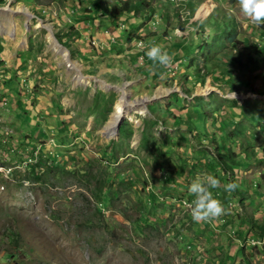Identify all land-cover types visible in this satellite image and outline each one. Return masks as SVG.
<instances>
[{"label": "rangeland", "instance_id": "rangeland-1", "mask_svg": "<svg viewBox=\"0 0 264 264\" xmlns=\"http://www.w3.org/2000/svg\"><path fill=\"white\" fill-rule=\"evenodd\" d=\"M125 1L0 4V264H264V62L249 80L233 59L264 43V21L240 0L117 14ZM151 44L169 54L162 77L135 57ZM120 88L136 110L105 137ZM206 174L226 211L194 221L188 184Z\"/></svg>", "mask_w": 264, "mask_h": 264}, {"label": "clouds", "instance_id": "clouds-1", "mask_svg": "<svg viewBox=\"0 0 264 264\" xmlns=\"http://www.w3.org/2000/svg\"><path fill=\"white\" fill-rule=\"evenodd\" d=\"M241 11L255 22L264 21V0H240ZM145 55L161 65H167L170 61L166 49L158 44H151L145 49ZM219 181L216 176L206 174L197 175L188 184V192L193 194L190 206L191 218L194 221L217 217L226 211L222 203L213 195L211 188L217 187ZM236 183L228 181L223 184L225 191L235 189Z\"/></svg>", "mask_w": 264, "mask_h": 264}, {"label": "trees", "instance_id": "trees-1", "mask_svg": "<svg viewBox=\"0 0 264 264\" xmlns=\"http://www.w3.org/2000/svg\"><path fill=\"white\" fill-rule=\"evenodd\" d=\"M5 0H0V4H2L3 2H4ZM144 5V3L143 2H141L140 0H135V1H125V2H123L122 4H121V6H117V7H115V11H116V13L117 14H120V13H122V12H133V11H136V10H138L140 7H142ZM261 27H262V31H264V22L261 24ZM138 40V39H137ZM140 40V39H139ZM138 40V41H139ZM142 41V40H141ZM246 48V50L248 51V53L250 52V54H248V56H247V59H246V62L244 61L242 64H241V62H240V60H239V58H233L236 62V64H238L239 66H240V68H241V65H245L244 67L246 68V71H247V73H248V77L250 78L249 80H251V78L253 77V73H252V70H254L253 68L254 67H256L257 66V64H258V66H259V64L260 63H262V62H264V48H261V47H258V46H256V44H253V45H246L245 46ZM145 57H147L146 55H145V52H141ZM137 56H139V55H137ZM257 60V61H256ZM2 62V61H1ZM176 62V61H175ZM156 63H158L157 61H156ZM227 63H229V65H231V63H230V61L228 60L227 61ZM157 67L159 68V70H158V72L157 73H153L152 75H150L151 77H153V78H156V77H158L161 73H162V66L161 65H158L157 64ZM238 67V66H237ZM242 69V68H241ZM247 85V84H246ZM18 91V90H17ZM13 95H14V97L15 96H18L17 95V92H13ZM18 100L19 99H16V100H14V103H19L18 102ZM256 106H258V104H255ZM168 111V112H167ZM240 111H241V113L243 112V110L240 108ZM202 112V111H201ZM166 113L168 114V113H171L170 115L171 116H173V118L175 119V120H178V121H182V123L184 124V125H186V127L187 128H189L190 130H196V128L191 124L192 122H191V118L189 117V118H187V116H186V118L184 117L183 118V120H181V116H179L178 114H173L170 110H167L166 109ZM249 113V112H248ZM259 113L261 114V115H264V112L261 110V111H259ZM258 113V114H259ZM219 115H212L211 117H214V118H216V117H218ZM252 116H254V112H253V115ZM220 117V116H219ZM222 117V116H221ZM227 119V118H226ZM227 122L229 121V119H227L226 120ZM184 122H186V124L184 123ZM230 122V121H229ZM63 123V122H62ZM62 123H61V125H59V126H56V131H57V134L60 136V135H65L66 134V126H64V125H62ZM195 132H197V131H195ZM198 133V132H197ZM200 137H202V136H200ZM202 141H205L203 138H202ZM215 143V144H214ZM213 144L215 145L213 148H216L217 150H216V155H215V158L217 159V161H219V164L221 165V166H224V165H227L226 163H224V162H222L223 161V157H226L227 159H229V160H231L234 164L235 163H237V160L235 159L236 157H238L236 154H235V152H230V154L229 155H225V154H220L218 151H219V145L213 140ZM218 147V148H217ZM228 168H231V166H228Z\"/></svg>", "mask_w": 264, "mask_h": 264}, {"label": "bare ground", "instance_id": "bare-ground-1", "mask_svg": "<svg viewBox=\"0 0 264 264\" xmlns=\"http://www.w3.org/2000/svg\"><path fill=\"white\" fill-rule=\"evenodd\" d=\"M24 17H27L26 13H22ZM52 33H50L47 36V42H49V47L51 48L52 52L56 55H59L61 57V60L68 62V66L71 64L70 60L68 59L67 52L59 46V44L55 41V39L51 36ZM72 67V66H71ZM84 82V81H83ZM120 92L119 100L114 105L113 110L104 125V134L105 137H108L109 135L115 133L116 126L118 123L124 118L130 115L129 109L134 112L136 110V104L135 105H128L125 102V94L123 93L122 88L118 90ZM131 112V113H132Z\"/></svg>", "mask_w": 264, "mask_h": 264}, {"label": "crops", "instance_id": "crops-1", "mask_svg": "<svg viewBox=\"0 0 264 264\" xmlns=\"http://www.w3.org/2000/svg\"><path fill=\"white\" fill-rule=\"evenodd\" d=\"M92 15H90L89 16V18L91 17ZM92 18V17H91ZM93 21H94V19H92ZM259 38H261L263 41H264V31H261L259 34ZM122 37H124V36H121V38ZM245 37V36H244ZM121 38H119V40H121ZM123 39V38H122ZM246 39V38H245ZM257 41H258V39H257ZM254 42H252V44H253ZM257 44H256V46H258V47H261V48H264V43L262 44V43H258V42H256ZM244 44H247V43H244ZM142 52V50H139V52ZM138 52V53H139ZM137 55L138 54H136L135 55V57H137ZM147 58V57H146ZM147 60H152V59H147ZM157 64L158 65H161L159 62L158 63H156V62H154V67L152 66V68H150L149 70H148V73L150 74V75H152L153 73H157L158 72V70H159V68L157 67ZM162 66V65H161ZM163 66H162V73L158 76V77H162L163 76Z\"/></svg>", "mask_w": 264, "mask_h": 264}, {"label": "built area", "instance_id": "built-area-1", "mask_svg": "<svg viewBox=\"0 0 264 264\" xmlns=\"http://www.w3.org/2000/svg\"><path fill=\"white\" fill-rule=\"evenodd\" d=\"M125 25H121V27H119V29H122L124 28ZM146 57L141 53L139 52V59L140 61H142L143 59H145ZM149 58V57H147ZM177 65H178V62H171L169 64V66L166 67V75H174L175 74V71L177 70Z\"/></svg>", "mask_w": 264, "mask_h": 264}]
</instances>
